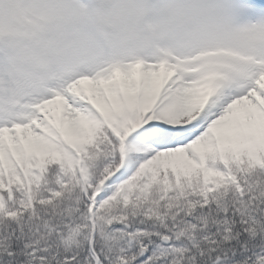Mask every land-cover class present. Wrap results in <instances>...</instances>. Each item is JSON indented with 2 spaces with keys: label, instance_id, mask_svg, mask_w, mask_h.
<instances>
[{
  "label": "snow or ice",
  "instance_id": "1",
  "mask_svg": "<svg viewBox=\"0 0 264 264\" xmlns=\"http://www.w3.org/2000/svg\"><path fill=\"white\" fill-rule=\"evenodd\" d=\"M0 264H264V0H0Z\"/></svg>",
  "mask_w": 264,
  "mask_h": 264
}]
</instances>
